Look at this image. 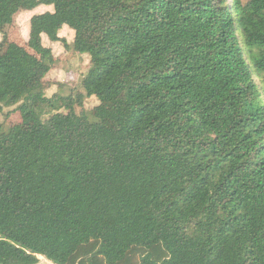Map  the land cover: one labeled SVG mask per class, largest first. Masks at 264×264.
<instances>
[{"label": "trees", "instance_id": "obj_1", "mask_svg": "<svg viewBox=\"0 0 264 264\" xmlns=\"http://www.w3.org/2000/svg\"><path fill=\"white\" fill-rule=\"evenodd\" d=\"M39 5L0 53V264H264V0H0V26ZM43 35L89 55L82 91L46 96Z\"/></svg>", "mask_w": 264, "mask_h": 264}, {"label": "rangeland", "instance_id": "obj_2", "mask_svg": "<svg viewBox=\"0 0 264 264\" xmlns=\"http://www.w3.org/2000/svg\"><path fill=\"white\" fill-rule=\"evenodd\" d=\"M52 10L49 5H39L33 10L20 9L15 15L10 24L0 26V53L6 48L9 43H17L27 48L28 51L33 52L26 45L29 34V19L34 13ZM59 36L64 37L68 44H71L74 37V31L68 26L64 25L59 31ZM241 44L243 42L238 36ZM44 46L49 47L56 59L55 65L51 68L46 76L51 86L45 91L46 96H50L53 92L66 94L68 90L73 87L75 91H82L80 88V80L84 73L89 68V55L87 53H78L71 47L65 48L60 42H51L45 35L42 37ZM245 52L247 48L243 46ZM258 84L264 80V73L255 76ZM100 102L96 97H85L82 106H76L75 112L89 113L95 105ZM21 121L18 111L14 107L4 108L3 113H0V122H3L5 127L17 124ZM39 261L36 264H52L49 260L42 256H38Z\"/></svg>", "mask_w": 264, "mask_h": 264}]
</instances>
